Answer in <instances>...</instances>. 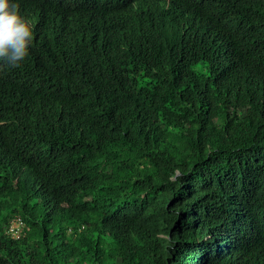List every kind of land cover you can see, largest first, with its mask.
Returning <instances> with one entry per match:
<instances>
[{
	"label": "trees",
	"instance_id": "trees-1",
	"mask_svg": "<svg viewBox=\"0 0 264 264\" xmlns=\"http://www.w3.org/2000/svg\"><path fill=\"white\" fill-rule=\"evenodd\" d=\"M17 2L0 264H264V0Z\"/></svg>",
	"mask_w": 264,
	"mask_h": 264
},
{
	"label": "clouds",
	"instance_id": "clouds-1",
	"mask_svg": "<svg viewBox=\"0 0 264 264\" xmlns=\"http://www.w3.org/2000/svg\"><path fill=\"white\" fill-rule=\"evenodd\" d=\"M33 38L32 23L21 13L17 0H0V63L19 67L30 54ZM23 230L24 223L17 217L7 232L20 238Z\"/></svg>",
	"mask_w": 264,
	"mask_h": 264
},
{
	"label": "built area",
	"instance_id": "built-area-1",
	"mask_svg": "<svg viewBox=\"0 0 264 264\" xmlns=\"http://www.w3.org/2000/svg\"><path fill=\"white\" fill-rule=\"evenodd\" d=\"M11 230L13 231V230H14V228H11Z\"/></svg>",
	"mask_w": 264,
	"mask_h": 264
},
{
	"label": "bare ground",
	"instance_id": "bare-ground-1",
	"mask_svg": "<svg viewBox=\"0 0 264 264\" xmlns=\"http://www.w3.org/2000/svg\"><path fill=\"white\" fill-rule=\"evenodd\" d=\"M54 2V1H53ZM49 3H50V1H49ZM51 14V13H50ZM52 21V20H51Z\"/></svg>",
	"mask_w": 264,
	"mask_h": 264
}]
</instances>
